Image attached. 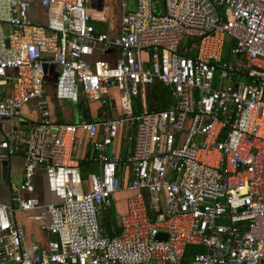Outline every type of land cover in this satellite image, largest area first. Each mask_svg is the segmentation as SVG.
<instances>
[{
  "label": "built area",
  "instance_id": "built-area-1",
  "mask_svg": "<svg viewBox=\"0 0 264 264\" xmlns=\"http://www.w3.org/2000/svg\"><path fill=\"white\" fill-rule=\"evenodd\" d=\"M159 1L136 0L112 40L89 23L88 0H39L45 23L30 19L28 0H0V84L12 86L0 124L31 102L41 116L23 140V182L0 204V264H182L189 248L187 264H264V0ZM99 48L119 50L114 66L88 61ZM50 65L60 68L56 100L106 106L116 88L121 116L52 121ZM156 83L167 105L150 110ZM122 130L133 151L111 156ZM79 133L99 167L87 179ZM14 141L0 140V173ZM40 168L54 202L33 196ZM122 192L131 194L126 213L106 223ZM15 210L45 223L46 246L25 247Z\"/></svg>",
  "mask_w": 264,
  "mask_h": 264
},
{
  "label": "crops",
  "instance_id": "crops-1",
  "mask_svg": "<svg viewBox=\"0 0 264 264\" xmlns=\"http://www.w3.org/2000/svg\"><path fill=\"white\" fill-rule=\"evenodd\" d=\"M32 7L29 11L30 19L33 22L45 23L47 10L39 4V0H28ZM136 0H88L86 7L90 14V24L94 27L95 32L99 34H107L110 39L114 40L121 28V17L127 12H131L135 9ZM119 50L117 48H99L93 56L88 58L91 63L104 62L110 66H114L119 58ZM47 72V80L58 79L60 68L56 65H50L45 68ZM54 71V76L53 72ZM56 72V73H55ZM53 76V79H52ZM55 81V82H56ZM12 94V86L10 84H0V99L4 96ZM118 90L112 88L106 95L107 105L102 106L98 101H87L81 97L80 101L76 103V120L73 113L66 114V120L70 124L79 122L80 120L96 121L103 118L105 115L111 118H118L121 116L120 105L118 109H111V105L108 102L110 99H116L119 102ZM48 103L50 108L51 120L61 123V110L58 107L60 100L49 97ZM167 95L165 90L159 85L155 84L152 90H149L144 104L147 105V109L160 110L166 107ZM151 100H153V109H151ZM62 101V100H61ZM69 102V101H67ZM143 101L138 98L132 100L133 112L139 113L141 111L140 103ZM71 103V102H69ZM72 104V103H71ZM74 104V103H73ZM41 121V116L37 110L36 102L24 106L21 110L20 116L0 124V140L5 138H14L15 155L12 158H2V169L0 173V204L8 205L10 203V192L13 188L18 187L23 182V166H24V152L26 146L23 143L26 136L31 132L35 125ZM78 138L80 144L76 146L75 155L79 165L80 172L83 171V178L87 179L90 174L98 173L99 167L94 161L96 153L85 139L84 135L79 133ZM133 151V143L127 139V133L122 130L119 133L118 138L114 141L113 145L108 149V153L115 157H125L131 155ZM126 180L130 181L132 175L128 171H125ZM36 192L33 196L38 198L43 204L54 202L55 199L50 197L47 185L45 181V175L42 168L36 171L34 179ZM26 197V194H22ZM124 196L123 202L120 197ZM131 196L128 192H122L114 197L118 207L115 206L116 216L126 213V201ZM113 201V203H114ZM17 208L15 205L13 206ZM34 213H24L19 210L11 215L12 221L23 228L25 232L24 245L29 248L32 244L39 245L41 247L46 246L47 242L52 239L44 228L45 223L34 219ZM108 218V217H106ZM107 223L112 221L115 224L112 212L111 220H106ZM106 224V223H105ZM104 224V225H105ZM106 231L110 233V227L106 228Z\"/></svg>",
  "mask_w": 264,
  "mask_h": 264
},
{
  "label": "rangeland",
  "instance_id": "rangeland-1",
  "mask_svg": "<svg viewBox=\"0 0 264 264\" xmlns=\"http://www.w3.org/2000/svg\"><path fill=\"white\" fill-rule=\"evenodd\" d=\"M159 3H162V1L160 0ZM189 42L190 41H186L184 44H182L181 48L186 49L188 47V45H189ZM231 44H232L231 39L229 37H226L225 38V44H224V55H223L224 58H227V55H228L229 50L231 48ZM194 46H197V44H194ZM191 51H192L191 55L194 56L195 52H196V49L193 47ZM52 73H53V76H54V71ZM53 76H52V79H53ZM55 81L56 80H50L49 81V91H48L49 97H53V96L55 97V92H56V82ZM108 102L111 105L110 106L111 109H118L119 102L116 99H114V98L111 99V100L109 99ZM57 103H58V107L60 108L61 113H62V116H61V119H60L61 123H67V124L70 123L69 121L66 120V117H65V115L69 114V113L70 114L73 113V115H74V118L72 116L73 120L77 119L78 116L76 115V103H74V104L72 103L71 104V103H69L67 101H59ZM81 174L84 176L83 171L81 172ZM123 199H124V196H121L120 200L122 202H123ZM115 206L119 209L120 208V204H119V207H118L116 201H114V203L112 202V206H111L112 217H113V220H114L115 224L117 225Z\"/></svg>",
  "mask_w": 264,
  "mask_h": 264
},
{
  "label": "trees",
  "instance_id": "trees-1",
  "mask_svg": "<svg viewBox=\"0 0 264 264\" xmlns=\"http://www.w3.org/2000/svg\"><path fill=\"white\" fill-rule=\"evenodd\" d=\"M105 222L107 223L106 220H105ZM104 224H105V223H104ZM105 227L108 228V224H105ZM105 227H104V228H105ZM106 228H105V229H106ZM194 250H195L194 248H189V249H187L182 264H187V263H188V261L190 260V258H191V256H192V253H193Z\"/></svg>",
  "mask_w": 264,
  "mask_h": 264
},
{
  "label": "water",
  "instance_id": "water-1",
  "mask_svg": "<svg viewBox=\"0 0 264 264\" xmlns=\"http://www.w3.org/2000/svg\"><path fill=\"white\" fill-rule=\"evenodd\" d=\"M153 100H151V109H153ZM158 240H165L166 236L165 235H157L156 237Z\"/></svg>",
  "mask_w": 264,
  "mask_h": 264
}]
</instances>
